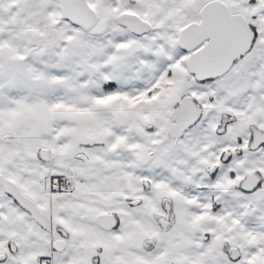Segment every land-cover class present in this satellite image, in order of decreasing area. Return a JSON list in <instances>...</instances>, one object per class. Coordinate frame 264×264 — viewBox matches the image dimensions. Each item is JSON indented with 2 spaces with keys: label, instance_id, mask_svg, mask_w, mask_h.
<instances>
[{
  "label": "snow or ice",
  "instance_id": "6c2138e0",
  "mask_svg": "<svg viewBox=\"0 0 264 264\" xmlns=\"http://www.w3.org/2000/svg\"><path fill=\"white\" fill-rule=\"evenodd\" d=\"M0 264H264V0H0Z\"/></svg>",
  "mask_w": 264,
  "mask_h": 264
}]
</instances>
